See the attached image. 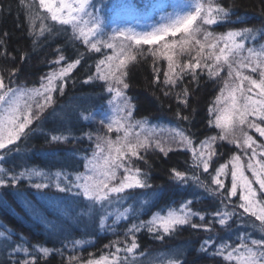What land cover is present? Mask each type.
Masks as SVG:
<instances>
[{"label": "snow or ice", "instance_id": "snow-or-ice-1", "mask_svg": "<svg viewBox=\"0 0 264 264\" xmlns=\"http://www.w3.org/2000/svg\"><path fill=\"white\" fill-rule=\"evenodd\" d=\"M39 7L50 14L51 21L60 26H71L72 39H82L85 45L90 46V50L96 53H101L104 48L112 50V54L105 55L95 66V78L107 85L106 91L111 97L108 104L114 113V116L102 119L100 123L108 132H112L115 125V131H123V136L118 135L115 140L107 136H98L91 156L87 157L84 172L75 175L74 179H70L69 175L62 172L49 174L35 168H25L16 172L14 168L7 167L6 163L11 156L18 154L17 142L32 131L29 126L33 121L39 120L44 111L54 104L52 94L54 92L63 94V85L58 86L56 82L68 76L81 63V59L78 58L68 63L66 67L50 71L41 77L38 88L19 86L18 81L14 79L17 69L9 71L7 77L0 74V188H14L22 180H27L30 186L41 194H43L41 190L55 187L58 193L73 198L70 202L66 199V203H75L79 200L86 207L97 204L104 207L114 201L119 202L124 199L123 194L126 190L151 188L146 175L142 174L140 168L135 167V161L143 160L144 156L141 153L149 149H158L165 156L173 149L169 147L166 150L161 140L150 139L147 136L142 139L140 133L133 131L148 124L147 119H134L135 106L124 91L129 88L125 81L128 75L124 71L127 67L126 60L134 61L137 55H145L139 47L133 53V44L158 45L149 49V52L154 62L161 58L167 61L162 81L159 78V69H154L156 73L154 82L163 84L165 96H169L172 89L180 87L186 77H190L193 82L198 81L204 74L209 78H218L224 66H227L228 77H233L235 72L231 85L226 81L213 104L207 109L209 117L207 125L209 128L219 129L217 135L201 140L198 150L193 139L186 135L184 130L172 129L175 137L179 138L177 143L192 153L190 167L197 170L202 168L203 173L209 175L210 184L202 182L199 175H189L187 171H178L175 168L171 169L170 178L184 184L189 180L195 181L199 187L216 196L221 207L206 215L204 212L194 210L192 205L195 201L188 199L180 204L179 210L170 209L166 215H154L150 221L133 223L124 234L125 240L113 241L110 245L104 246L115 249L109 251L107 255H102L99 259L86 260L69 255L66 264H134V253L139 248L136 233L143 228L149 233L156 232L155 239L163 240L165 235L171 234L177 227L189 226L194 230L211 233L214 231V224L221 227H230L231 222L243 224L247 214L260 222L262 225L260 232L264 233V142L257 145L253 136L245 131V128L254 129L259 137H264V44L256 46L257 37L253 35L254 30L244 28L221 34L209 31L205 26L231 22L229 11L220 5L219 0H186L184 5L162 15L160 21L154 23L148 30L116 29L107 39L100 38L99 18L88 11V8L92 7L91 0H39ZM82 25L87 26V29L85 30ZM45 32L54 34V25L45 27L41 24L38 35L43 37ZM260 36L264 37V32H261ZM120 37H123V40H120L119 44L115 43ZM125 40L128 42L126 45ZM36 43L37 41L33 40V44ZM3 44L4 41L0 40V46ZM117 47L119 51H116ZM56 51L59 52L60 49ZM0 55L7 56L8 53L4 51ZM185 55L190 57L187 62L181 63L174 59ZM21 59L25 57L22 56ZM65 59L61 54L50 63L58 65ZM243 69L254 75L244 74ZM92 79L93 76H88L85 83ZM13 84L17 86L13 87ZM225 89H228L226 95ZM177 99L187 107V88L177 94ZM176 116L180 120H189V117L182 116L179 110ZM88 138L92 139L90 135ZM68 139L64 135H51L47 142L61 143ZM217 141L234 144L242 151L243 156H247V162H242V155H232L228 162L220 163L218 167H214L213 172H209L215 163L213 157L222 155L217 152ZM257 147L262 151L257 153ZM257 156L260 158L256 159ZM246 172H249L250 176L246 175ZM33 177L42 182H34ZM222 177L230 178V186L226 185ZM232 198H238L239 203H234ZM106 219L107 217L101 218V227L104 226ZM121 219H127L124 213L118 214L114 223ZM195 219L200 223L194 222ZM160 229L163 234H160ZM15 235L8 229L0 231L5 249H10L7 252V259L0 264H38L41 257L46 258L54 253L63 255L60 248L33 245L30 250L25 246L28 243L25 238L20 236L17 243L13 239ZM70 243L75 248L85 242L73 240ZM63 248L66 249L67 245H63ZM210 249L213 250L211 252L213 257L220 256L225 261L235 264H264V235L260 238H252L251 233L247 236L238 235V243L234 246L223 241L217 243V240L209 235L202 241L197 251L199 254L207 255ZM181 255L182 253H176L175 258L169 259L168 264H187L186 258L180 259Z\"/></svg>", "mask_w": 264, "mask_h": 264}, {"label": "trees", "instance_id": "trees-1", "mask_svg": "<svg viewBox=\"0 0 264 264\" xmlns=\"http://www.w3.org/2000/svg\"><path fill=\"white\" fill-rule=\"evenodd\" d=\"M112 1H106L104 4L106 10L110 8ZM35 2L0 0V40L4 41L3 46H0V53L4 51L8 53L7 56L0 55V74L7 77L9 71L17 69L14 79L18 81L19 86L36 88L41 77L50 71L66 67L68 63L78 58L81 59V63L62 81L56 82L58 86L63 85V94L59 92L52 94L54 104L44 111L39 120H34L29 126L32 131L17 142L19 152L9 158L6 166L14 168L16 172L25 168H35L49 174L62 172L69 175L70 179H74L75 175L84 172L87 157L91 156L98 136H107L113 140L118 135L123 136V131L117 132L114 128L112 132H108L100 123L111 97L106 91L105 82L95 78V66L105 55H110V51L104 48L101 53H96L90 50V46L85 45L82 39H72L71 26H60L51 21L42 9H37ZM219 3L229 11L231 22L205 26L209 31L221 34L252 28L254 33L257 32L258 39L264 41V37L260 36V33L264 32V0H219ZM41 24L45 27L54 25V34L45 32V35L40 37L38 34ZM33 40L37 41L35 45ZM138 47L145 55H137L136 60L126 61L127 67L124 71L128 75L125 81L129 88L124 91L135 106L134 119H147L148 124L133 131L140 133L142 139L145 136L159 139L166 150L169 147L173 150L166 156L158 149L142 152L144 159L136 160L135 167L140 168L142 174L146 175L151 188L126 190L123 200L114 201L107 206L108 208L100 209L102 215L96 217L92 226L88 223L91 206L86 207L79 200L75 203H66V199L70 202L73 198L58 193L55 187L41 190L43 193L41 194L32 188L27 180H22L14 188H0V231L8 229L14 232L16 235L13 239L17 243L19 237L23 236L28 242L25 246L30 250L33 245L62 249L63 255L54 253L46 258L41 257L38 264H66L69 255L85 260L99 259L100 256L115 250L105 248V245L126 239L124 234L133 223L150 221L154 215H163L169 208L179 210L180 204L188 199L195 201L192 205L194 210L204 212L206 215L221 207L218 198L207 189L199 187L195 181L189 180L184 184L170 178L171 169L175 168L178 171H187L189 175H199L202 182L210 184V177L203 173L202 168L197 170L190 167L192 153L177 143L179 138L175 137L172 129L184 130L185 134L193 139L198 150L201 140L217 135L220 130L209 128L207 125L209 118L207 109L213 104L225 82L231 85L235 72L233 77H228L227 66H224L218 78H209L204 74L198 81L193 82L190 77H186L180 87L172 89L170 95L165 96L163 84L154 82L156 74L154 69H159V78L162 81L167 61L161 58L154 62L150 55L149 49L158 45L133 44V53ZM56 49L60 51L57 52ZM61 54L66 58L64 61L58 65L50 63ZM22 56L25 59H21ZM174 59L184 63L190 57L185 55ZM242 71L246 75H254L247 69ZM88 76H93V79L85 83ZM15 86L17 85L13 84V87ZM184 88L188 90L187 107L177 99V94L182 93ZM177 110L182 116H188L189 120L178 119ZM88 116L92 118L84 119ZM245 131L253 136L257 145L264 142V138L259 137L254 129L245 128ZM51 135H64L69 139L61 143L47 142ZM89 135L92 137L91 140L88 138ZM216 149L222 155L213 157L215 163L209 172H213L214 167H218L220 163L228 162L232 155H242V151L228 141H217ZM256 151L260 152L262 149L257 147ZM242 162H247V156L242 155ZM246 175L250 176V173L246 172ZM223 179L226 185L230 186V178ZM33 181L42 182L36 177H33ZM232 199L234 203H239L238 198ZM132 202L137 204L133 206ZM73 210L80 211L82 215L78 216ZM120 213H124L127 219L114 223ZM75 215L79 219L71 222ZM102 217H107L103 227L100 226ZM249 219L251 218L246 214L243 224L231 222L230 227L214 224V231L211 233L194 230L189 226L177 227L171 234L165 235L163 240L155 239L156 232L149 233L143 228L136 233L139 248L134 253V264H168L169 259L175 258L176 253H182L180 259L186 258L187 264H235L225 261L220 256L213 257L212 249L207 255L199 254L197 250L209 235L216 239L217 243L223 241L231 246L238 243V235L247 236L251 233L252 238H260L264 233L255 229L254 225L259 227L261 225L251 223ZM194 222L200 223L198 219ZM159 232L163 234L162 229ZM128 239L130 240V237ZM73 240L85 243L73 248L70 243ZM63 245H67V248L64 249ZM8 251L10 249H5L3 238L0 237V262L7 259Z\"/></svg>", "mask_w": 264, "mask_h": 264}, {"label": "rangeland", "instance_id": "rangeland-1", "mask_svg": "<svg viewBox=\"0 0 264 264\" xmlns=\"http://www.w3.org/2000/svg\"><path fill=\"white\" fill-rule=\"evenodd\" d=\"M35 1L37 9L40 8L39 0ZM106 1L107 0H91L92 7L88 8V11L93 12L99 18L101 29L100 38L102 39H107V37L113 33V30L116 29L133 28L136 31L148 30L150 29V26L160 21V17L162 15L168 12H172L175 8H178L179 6L184 5L186 3V0H111V6L106 10L104 8V4L106 3ZM42 11L50 19V14L47 13L45 9H42ZM84 27L86 30L87 26ZM253 35L257 37V32H253ZM120 40H123V37H120L115 43L119 44ZM127 43L128 42L125 40L124 44L126 45ZM262 44H264V41H260L257 37L256 46L259 47ZM109 51L110 54H112V50ZM116 51H119V47H117ZM37 87H39V85ZM227 91L228 89H225V95L227 94ZM112 116H114V113L111 111V106L108 104L107 109L101 117L103 119H107L108 117ZM115 127L116 126L114 125V128ZM259 158V156L256 157V159ZM210 187L214 188L215 186L210 185ZM135 204L137 203L132 202L133 206ZM117 205L121 206L120 203H117ZM107 206L108 205H105L104 209L108 208ZM101 208L102 207L99 204L91 206L88 219V223H90V226H92L96 217H100L102 215V213L100 212ZM168 210H170V208L167 209L163 215H166ZM73 212H75V214H77L78 216L82 215L80 214L81 212L78 210H73ZM77 215L72 217L71 222H75L79 219ZM250 218L251 219L249 220H251V223L253 222L261 225L259 221H255V219L252 217ZM261 227L262 225L260 227L256 224L254 225V228L257 230H260Z\"/></svg>", "mask_w": 264, "mask_h": 264}]
</instances>
